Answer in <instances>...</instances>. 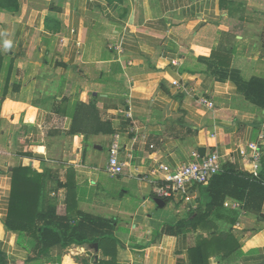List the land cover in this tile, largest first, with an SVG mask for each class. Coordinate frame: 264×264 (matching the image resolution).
I'll list each match as a JSON object with an SVG mask.
<instances>
[{
	"label": "crops",
	"instance_id": "0c3cea01",
	"mask_svg": "<svg viewBox=\"0 0 264 264\" xmlns=\"http://www.w3.org/2000/svg\"><path fill=\"white\" fill-rule=\"evenodd\" d=\"M1 3L0 264L35 256L32 239L6 227L21 168L41 178V211L115 224V249L59 244L44 264H193L199 247L206 264H264V202L251 209L227 197L183 232L177 225L210 204L209 185L192 206L159 208L155 186L142 181L200 149L217 153L222 167L260 173L242 151L253 155L257 144L264 156V110L231 77L264 82V0ZM115 142L126 166L111 178Z\"/></svg>",
	"mask_w": 264,
	"mask_h": 264
},
{
	"label": "trees",
	"instance_id": "16d2710c",
	"mask_svg": "<svg viewBox=\"0 0 264 264\" xmlns=\"http://www.w3.org/2000/svg\"><path fill=\"white\" fill-rule=\"evenodd\" d=\"M5 1L11 3L15 0ZM1 5L0 0V7ZM11 6L10 4L9 7ZM231 79L237 83L241 93L250 102L264 110V82L256 80L246 82L238 73H235ZM13 174L6 227L13 232L25 233L32 239L31 248L35 256L29 258L26 264H44L50 261V250L59 244L83 246L94 242L99 244L103 253H107L108 247L116 248L117 241L113 236L115 224L112 221L81 213L79 220L59 216L54 206L41 211V178L36 175L31 176L30 168L17 169ZM208 185L211 202L206 211L199 209L185 223L178 224L179 231H196L207 220L209 213L214 208L222 206L227 197L245 203L246 208H261L264 202V156L261 159L259 174L241 172L226 163L223 165V171L213 176ZM166 203L168 204L169 201ZM162 233L163 230L154 231L153 235L159 237ZM191 253L193 264H206L208 257L200 247L192 250Z\"/></svg>",
	"mask_w": 264,
	"mask_h": 264
},
{
	"label": "built area",
	"instance_id": "2783aa9c",
	"mask_svg": "<svg viewBox=\"0 0 264 264\" xmlns=\"http://www.w3.org/2000/svg\"><path fill=\"white\" fill-rule=\"evenodd\" d=\"M121 51L119 47H113ZM173 85L180 88L177 81ZM201 102L209 108H213L212 101L202 98ZM250 148L254 151L253 155L242 151L245 158L251 157L253 160L255 173L261 167L262 154L260 147L253 144ZM193 161L180 163L176 167L159 165L150 175L142 178L143 182L151 183L155 186L156 197L164 201H179L192 206L195 200L196 189L209 183L211 178L222 172L223 167L220 163V156L217 153L202 157L198 152L193 153ZM126 164L120 160V147L118 143H113L109 151V161L106 171L111 178H117L124 173ZM158 174L159 179L155 178ZM233 209H242L239 203L233 204Z\"/></svg>",
	"mask_w": 264,
	"mask_h": 264
},
{
	"label": "water",
	"instance_id": "95a60500",
	"mask_svg": "<svg viewBox=\"0 0 264 264\" xmlns=\"http://www.w3.org/2000/svg\"><path fill=\"white\" fill-rule=\"evenodd\" d=\"M199 153L201 154L202 157H205V150H204V149H200V150H199ZM155 203L157 204V206H158L159 208H163V207H165V205H166V201H164V200H162V199H159V198H157V199L155 200ZM96 249L98 250V246H96Z\"/></svg>",
	"mask_w": 264,
	"mask_h": 264
},
{
	"label": "rangeland",
	"instance_id": "374dc122",
	"mask_svg": "<svg viewBox=\"0 0 264 264\" xmlns=\"http://www.w3.org/2000/svg\"><path fill=\"white\" fill-rule=\"evenodd\" d=\"M167 209L172 210V209H173V205H172V204L168 205V206H167Z\"/></svg>",
	"mask_w": 264,
	"mask_h": 264
},
{
	"label": "clouds",
	"instance_id": "9594fccd",
	"mask_svg": "<svg viewBox=\"0 0 264 264\" xmlns=\"http://www.w3.org/2000/svg\"><path fill=\"white\" fill-rule=\"evenodd\" d=\"M10 46V45H9Z\"/></svg>",
	"mask_w": 264,
	"mask_h": 264
}]
</instances>
